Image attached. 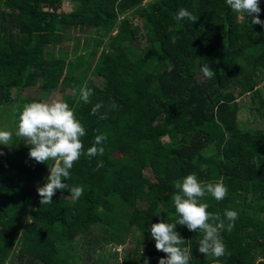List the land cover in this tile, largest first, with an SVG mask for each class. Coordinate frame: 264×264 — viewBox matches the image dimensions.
<instances>
[{"label": "trees", "instance_id": "1", "mask_svg": "<svg viewBox=\"0 0 264 264\" xmlns=\"http://www.w3.org/2000/svg\"><path fill=\"white\" fill-rule=\"evenodd\" d=\"M181 7L197 20L177 21ZM259 7L264 21V0ZM262 82L264 28L226 0H0V105L17 122L24 104L66 90L63 101L86 131L64 181L84 193L73 201L57 190L51 204H40L36 186L54 161L31 159L13 133L0 164V264H90L96 250L125 246L136 232L131 249L115 248L98 264H158L166 254L150 226L178 219L173 181L192 173L227 188L221 201L201 199L224 221L227 252L205 256L203 233L177 224L189 264H264V127L245 131L239 118L247 96L249 114L264 122ZM83 87L93 90L89 103L79 97ZM97 135L106 138L97 145L104 153L89 158ZM225 210L238 213L231 232Z\"/></svg>", "mask_w": 264, "mask_h": 264}, {"label": "clouds", "instance_id": "2", "mask_svg": "<svg viewBox=\"0 0 264 264\" xmlns=\"http://www.w3.org/2000/svg\"><path fill=\"white\" fill-rule=\"evenodd\" d=\"M226 4L234 12L250 17L253 25L264 28V21L259 19L261 12L259 0H226ZM175 19L192 22L197 20L183 7L178 9ZM201 71L208 78L214 75L207 65L203 66ZM92 95L91 88L83 87L79 90V97L85 103L90 102ZM101 107L102 104H96L91 110L92 114L96 115ZM85 134V128L75 117L73 109L62 100L33 101L24 104L22 109L18 110L15 135L27 141V145L30 146L29 157L42 164L54 161L52 166H48L50 174L46 177L45 183L36 188L40 204H51L57 190L61 192L67 190L73 201L83 195V186H69L64 181L70 178V169L83 154L84 146L81 138ZM12 136V132L0 130V144L7 146ZM105 139L103 135H97L95 143L87 149L86 155L89 158L103 155V147L98 148L97 145L102 144ZM102 166L103 162L99 161L97 168ZM173 184L177 191L172 194L171 202L178 219L174 223L157 222L150 226V234L155 241L156 250L166 254L158 260V264H189L191 253L187 247H181L185 240L176 231L177 224L186 226L192 232H202L198 251L218 260L227 252L226 245L219 236V231L225 227V224L218 213L207 211L209 206L201 202V199L210 194L217 201L223 200L227 195L226 186L223 181L204 184L194 173L173 181ZM224 217L229 222L226 226L227 231L231 232L238 213L235 210H225Z\"/></svg>", "mask_w": 264, "mask_h": 264}, {"label": "rangeland", "instance_id": "3", "mask_svg": "<svg viewBox=\"0 0 264 264\" xmlns=\"http://www.w3.org/2000/svg\"><path fill=\"white\" fill-rule=\"evenodd\" d=\"M145 2H147V1H145ZM73 8L74 7H73L72 2L66 3V5H64V9L66 11H71ZM136 18L139 19L138 17H136ZM77 34L79 35L80 33L78 32ZM82 42H85L86 44H91L90 40H87L84 38L81 39V43ZM260 86L263 88V96H264V82L260 83L259 87ZM29 91H33V88H28L27 92H29ZM16 93H17L16 91H13L14 96L16 95ZM65 93H66V90L53 91L52 93L49 94V96H50L49 98L44 99L45 101L42 100L41 102H51L52 100H62L63 101V97H64ZM239 100H240V103H242L244 101V103L246 104L245 106H243L241 108L240 113H241L242 117L239 116V118L241 120V126L243 127V129L245 131L255 133L258 129H261L262 127H264V122L258 121L255 118L254 114H252V115L249 114L251 104L250 103L247 104V96H242ZM14 104H16V101H14L12 105H14ZM7 108H10V106H8ZM12 114H13V111L11 109L7 111L5 109V105H0V130H8L12 133L17 131V122L16 121L13 122L14 116ZM11 144L14 145V142H12V139L10 140V142L7 146L0 144V153H2V154H0V164L8 159L9 154L12 150ZM209 149L212 150V151H210L209 155L212 152L216 151V149L213 147H209ZM37 186H43V184L37 185ZM37 186H36V188H37ZM132 232H136V231H132ZM139 237H140V234L138 232L131 233L129 235V242L126 243L125 246L123 245V246L116 248L114 246V244H110V245H107L101 249L96 250L93 254V261L90 264H92L100 256H103V254H106V256L109 255V256H107V258H110V260H112L113 258L111 256L115 253V248L119 253L124 252L125 249L126 250L131 249L132 243L134 244L135 240H137ZM121 256H123L122 253H121ZM259 258L260 257H258L257 260H259ZM112 262H114V261H112ZM72 264H74V263H72ZM93 264H98V260H96L95 263H93Z\"/></svg>", "mask_w": 264, "mask_h": 264}]
</instances>
